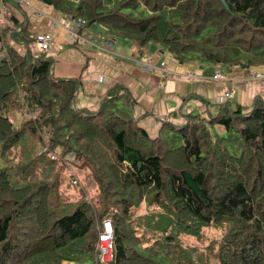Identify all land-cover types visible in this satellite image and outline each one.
<instances>
[{"label": "trees", "instance_id": "16d2710c", "mask_svg": "<svg viewBox=\"0 0 264 264\" xmlns=\"http://www.w3.org/2000/svg\"><path fill=\"white\" fill-rule=\"evenodd\" d=\"M40 1L132 53L153 44L180 62L264 65V0ZM35 39L13 9L0 23V264H264L262 96L206 101L205 115L152 137L123 87L95 110L75 107L78 78L55 76ZM21 108L31 115L14 124L7 113ZM104 217L106 261L95 247Z\"/></svg>", "mask_w": 264, "mask_h": 264}, {"label": "crops", "instance_id": "0c3cea01", "mask_svg": "<svg viewBox=\"0 0 264 264\" xmlns=\"http://www.w3.org/2000/svg\"><path fill=\"white\" fill-rule=\"evenodd\" d=\"M12 9L34 36L50 34L46 54L51 55L54 62L69 67L62 70L55 66L57 73L52 69L53 74L78 78L73 96L75 107L95 110L112 89L121 87L122 90L123 87L131 95L130 113L134 121L149 136L161 131L162 121L178 125L190 111L205 115L206 101L220 102L224 91L230 93L226 100L242 106H248L255 95L264 98V77H248L250 73L264 74V65L227 68L209 62H180L153 44L146 46L142 53H132L129 41L123 39H119L118 44L113 41L111 52H104L86 43L65 42L64 31L52 21L61 15L49 4L26 0L25 4H19V9ZM85 30L93 34L104 31V27L92 24ZM14 46L23 50L22 46ZM30 48L39 50L35 43L30 44ZM160 61L164 62L163 70L157 68ZM146 64L151 66L146 67ZM190 71L195 75L187 76L186 72ZM214 71L220 73L219 78L212 77ZM165 114L169 116L167 120L163 119Z\"/></svg>", "mask_w": 264, "mask_h": 264}, {"label": "built area", "instance_id": "2783aa9c", "mask_svg": "<svg viewBox=\"0 0 264 264\" xmlns=\"http://www.w3.org/2000/svg\"><path fill=\"white\" fill-rule=\"evenodd\" d=\"M17 2L18 4H25L26 0H17ZM11 9L12 6L10 2H8L7 0H0V23H4L5 19L10 14ZM37 13L40 14L38 11ZM52 21H54L64 31L66 40L65 42L86 43L104 52H111L113 43L112 38L105 34L104 31H95L93 34H88L85 30L86 26L84 25V20L80 16H58L57 18L52 19ZM35 43L39 50H47L50 43V34L43 33L37 35ZM149 66L151 65L146 64V67ZM157 68L158 70H163L164 62L160 61ZM186 75L192 77L194 73L190 71L186 72ZM253 76L264 77V74L250 73L248 75L249 78H253ZM212 77L219 78L220 73L218 71H214ZM229 94V92L224 91V93L222 94V98L225 99V97ZM19 113H22L26 116L31 115L29 109L27 108L19 109ZM168 118L169 116L167 114H165L163 117V119L165 120H167ZM51 156H53V154H51ZM73 182H76V180L73 179ZM96 231L97 236L95 247L98 252L99 258L106 261L110 258V253L112 250V225L108 217H104L98 223H96Z\"/></svg>", "mask_w": 264, "mask_h": 264}, {"label": "rangeland", "instance_id": "374dc122", "mask_svg": "<svg viewBox=\"0 0 264 264\" xmlns=\"http://www.w3.org/2000/svg\"><path fill=\"white\" fill-rule=\"evenodd\" d=\"M38 1V0H37ZM102 32V31H101ZM119 39H123V40H125V41H127L128 39H126V38H120V37H117V38H115V40H113L114 41V44H118L119 43ZM129 41V40H128ZM45 52L47 53L48 52V50H45ZM190 60H194V59H190ZM55 66H56V68H58V67H60V69H62V70H68L69 69V67H66V66H64L63 64H61V63H58V62H54L53 61V64H52V69H53V71H54V74H56L57 73V71L55 70ZM194 75H195V73H194ZM193 75V76H194ZM259 114H261V113H259ZM7 115H8V117H9V119L15 124V119L14 118H17V117H21L22 115H24V114H22V113H19V111H12V112H8L7 113ZM170 125H171V123H167V124H164V126H163V128H162V132H167V131H172V133H173V129L170 127ZM252 125V124H251ZM74 171L76 172V177H77V179L81 182V184L83 185V187L86 189V191H87V195H91V194H94V192H95V184H94V182L89 178V176H88V173H87V170H85V169H80V168H77V167H75V169H74ZM76 194L73 192L72 193V196H75Z\"/></svg>", "mask_w": 264, "mask_h": 264}, {"label": "bare ground", "instance_id": "6f19581e", "mask_svg": "<svg viewBox=\"0 0 264 264\" xmlns=\"http://www.w3.org/2000/svg\"><path fill=\"white\" fill-rule=\"evenodd\" d=\"M13 8V7H12ZM228 98H230V97H228ZM227 99V98H226ZM52 153V152H51ZM59 153V152H58ZM58 155H60V153L58 154ZM64 159V158H63ZM59 160V159H58ZM68 161V160H67ZM63 163V162H62ZM80 166V165H79ZM67 176V175H66ZM75 178V177H74ZM70 179V178H69ZM73 179V178H72Z\"/></svg>", "mask_w": 264, "mask_h": 264}, {"label": "clouds", "instance_id": "9594fccd", "mask_svg": "<svg viewBox=\"0 0 264 264\" xmlns=\"http://www.w3.org/2000/svg\"><path fill=\"white\" fill-rule=\"evenodd\" d=\"M36 37V36H35ZM34 43H35V41H34ZM36 44V43H35Z\"/></svg>", "mask_w": 264, "mask_h": 264}]
</instances>
